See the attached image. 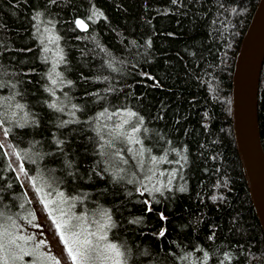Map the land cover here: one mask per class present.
<instances>
[{"label":"trees","instance_id":"16d2710c","mask_svg":"<svg viewBox=\"0 0 264 264\" xmlns=\"http://www.w3.org/2000/svg\"><path fill=\"white\" fill-rule=\"evenodd\" d=\"M256 2L0 0V121L10 142L27 153L21 162L30 175L42 173L78 197L76 209L107 210L114 224L108 238L131 250L129 264H264V235L230 118L233 60ZM77 16L88 22L86 31L76 28ZM45 29L59 40L42 43ZM105 108L137 112L142 145L118 138L102 149L91 118ZM257 114L264 149V60ZM116 120L104 123L111 129ZM105 139L112 136L105 132ZM151 156L165 159L153 165ZM148 168L157 174L153 183L166 185L162 194L141 195V184L128 182L148 183ZM16 176L0 152V211L29 207Z\"/></svg>","mask_w":264,"mask_h":264},{"label":"snow or ice","instance_id":"6c2138e0","mask_svg":"<svg viewBox=\"0 0 264 264\" xmlns=\"http://www.w3.org/2000/svg\"><path fill=\"white\" fill-rule=\"evenodd\" d=\"M54 2V0H53ZM175 2V0H173ZM39 15V13L37 14ZM75 25L81 30H87L88 25L84 20L77 19L75 20ZM46 35L42 34L41 42L46 39L49 43H55L59 40L58 36L51 34L49 29H45ZM150 44V41H149ZM44 52H48L49 49L44 47ZM59 55V53H58ZM60 60L63 61V56H59ZM111 67V63H109ZM55 71V65H53L52 72ZM61 74L56 73V76L59 77ZM144 75H147L146 73ZM107 79V78H105ZM152 79V77H149ZM61 83L64 81L61 80ZM53 85L57 84V79H51ZM68 84H71V81H67ZM106 91H114V89H107ZM48 106L55 111H64L62 106H59L56 102H50ZM15 109L20 110L21 112L24 109V105L16 103L14 105ZM71 108L74 110L70 115L75 116V111H79L77 105H71ZM27 114H25L26 116ZM12 117H16V112L12 113ZM114 117L119 118V123H116L109 129L108 125L104 123L105 118L111 121ZM99 122V127L95 128L97 135L100 137L104 143L101 145L103 149L106 147H113L116 139H122L128 144L142 145L141 139L136 135L141 131V126L143 125V118L138 115L137 112L132 111L128 108H117L113 111H109L108 108H105L103 111L99 112L96 117L91 118ZM9 122H12L11 120ZM69 122L75 121H63L62 124H67ZM27 119L24 120V123L21 124L18 121L16 126L23 127L24 124H27ZM3 121H0V126H2ZM10 129L5 128L3 130V135L7 139ZM105 132L108 135L112 136L111 140L105 139ZM58 144L63 143L62 141H57ZM7 147L11 145H5L0 142V152H3L5 156H15L17 160H23L27 158V153L25 152L24 156H21L19 151H13L11 154L5 151ZM127 151L132 153L133 149L128 148ZM147 149L141 147L137 151V156L143 157ZM115 156H120L119 151L114 153ZM164 157L157 158L156 156L150 157V163L155 165L164 161ZM35 163V160L32 161ZM179 163V161H176ZM127 163V161H124ZM141 168L145 166V161L140 159L138 161ZM70 166V165H69ZM17 172L16 180L20 181L21 177L27 179L28 183L31 185L33 190L36 192L40 204L43 206L44 211L47 213L52 226L55 229L56 235L59 237L60 243L63 245L64 252L66 253L67 259L70 264H128L129 258L131 256V250H122L124 246L118 245L117 243L110 242L108 240V232L114 224L112 223V217L107 212V210L99 211L96 213L100 219L95 217L91 220L88 219L86 213L75 214L71 211L76 207L75 201L78 200V197L74 196H65L63 191H59L52 187L51 181L46 180L43 177V174L40 173L37 176H32L25 169L24 164L20 163L17 169H13ZM149 173H151L149 175ZM157 174L152 168H148L145 173V179L148 183L143 181H133L129 180V183H140L141 187L137 189L140 191L141 195L145 192H148L150 195L152 192H161L162 188L166 185L160 184L157 186V183L152 182V177ZM160 176H163L164 173L160 172ZM171 183V180L168 181ZM149 184H152V187L149 188ZM23 187V184H21ZM28 203H31L29 200ZM145 204H150L149 200L144 201ZM20 208L24 207V204L19 205ZM66 207L68 210H66ZM148 211H151V207L148 208ZM24 220L25 224L31 227H39L35 223L36 216L34 213L29 212L27 217H21ZM13 229H21V226L17 224L13 215L0 211V264H15L16 261L21 260L22 256L16 251L19 250L20 253H23V256L33 255L35 249L32 252L28 251L20 241H23L24 244H28L30 241L35 239L34 235H23L19 232L13 231ZM160 236L164 235L162 230L159 233ZM45 244V241L40 240L35 248L38 249ZM39 264H61V261L58 260L55 256H52L50 253H43L38 257ZM35 264V262H33Z\"/></svg>","mask_w":264,"mask_h":264},{"label":"water","instance_id":"95a60500","mask_svg":"<svg viewBox=\"0 0 264 264\" xmlns=\"http://www.w3.org/2000/svg\"><path fill=\"white\" fill-rule=\"evenodd\" d=\"M77 19L84 20L89 27L88 22L80 16L74 18V24ZM263 60L264 0H257L233 60L230 118L235 150L249 199L264 235V149L257 114L258 87Z\"/></svg>","mask_w":264,"mask_h":264},{"label":"rangeland","instance_id":"374dc122","mask_svg":"<svg viewBox=\"0 0 264 264\" xmlns=\"http://www.w3.org/2000/svg\"><path fill=\"white\" fill-rule=\"evenodd\" d=\"M116 123H119V118H117ZM113 126V125H112ZM112 128V127H111ZM5 129L4 125L0 126V142L4 143L5 145H11V147H7L5 151L8 153H12L13 151H16L13 145L10 142L9 137L5 139L3 135V130ZM8 161L13 169H17L19 164L22 163L21 160H17L15 156L9 155L7 156ZM17 175V172H15ZM21 183L23 184L24 191L28 197V199L31 201L29 204V207L27 209L15 211L13 212H7L13 215L14 219L16 220L17 224L21 226V229H13V231L19 232V234L23 235H34L35 239L30 241L28 244H24L23 241H20L21 243L28 251L32 252L33 249H35V252L33 255L29 256H23V253H20L17 249L16 251L18 254L22 256L21 260H18L15 262V264H39L38 257L41 256L43 253H50L52 256H55L58 260L61 261V264H70V262L67 259L66 253L64 252L63 245L59 241V237L56 235L55 229L51 224V221L47 215V213L44 211L43 206L39 202V198L36 194V192L33 190L31 185L28 183L27 179L24 177H21ZM53 188L63 191L60 187L53 186ZM64 192V191H63ZM65 196H69L65 194ZM77 202L75 201V204ZM66 210L67 207H66ZM72 212L75 214L84 213L76 207L74 209H71ZM29 212H32L36 216L35 223L39 225V227H31L27 224H25L24 220L21 219V217H27V214ZM88 215V219L91 220L94 217L96 219H100L99 216H96V214L93 213H86ZM45 241V244L39 247L38 249L35 248L36 244L40 241ZM108 240L112 242L109 238ZM114 243V242H113ZM99 264V262H97ZM129 264V263H128Z\"/></svg>","mask_w":264,"mask_h":264}]
</instances>
